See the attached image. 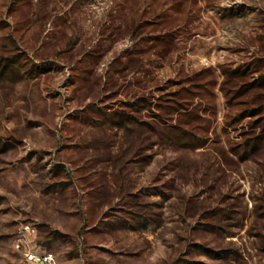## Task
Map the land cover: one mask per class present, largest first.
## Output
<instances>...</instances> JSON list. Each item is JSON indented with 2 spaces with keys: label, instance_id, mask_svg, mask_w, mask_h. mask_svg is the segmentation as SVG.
Segmentation results:
<instances>
[{
  "label": "rangeland",
  "instance_id": "rangeland-1",
  "mask_svg": "<svg viewBox=\"0 0 264 264\" xmlns=\"http://www.w3.org/2000/svg\"><path fill=\"white\" fill-rule=\"evenodd\" d=\"M263 76L264 0H0V264H264Z\"/></svg>",
  "mask_w": 264,
  "mask_h": 264
},
{
  "label": "trees",
  "instance_id": "trees-1",
  "mask_svg": "<svg viewBox=\"0 0 264 264\" xmlns=\"http://www.w3.org/2000/svg\"><path fill=\"white\" fill-rule=\"evenodd\" d=\"M160 37H158L156 40H160ZM126 67V66H125ZM125 70V68H124ZM241 70H235L232 71L229 77V79H227V81H231V79H233L235 76H238L240 74ZM226 84V83H225ZM260 88H264V76L261 79L260 84L257 85ZM152 102L150 101V99L148 98H138L137 101H135L132 104H128L126 105V107L131 108L132 110H134L135 112H142L144 109H149L151 110V106H152ZM261 106H259L258 108L248 111L246 112V114H249L251 117L253 115H256L258 113L261 112ZM246 114H244V117H246ZM121 117V121L125 122L126 125L130 124V123H134L133 120H136L134 117H132L131 115H127L125 113H122ZM189 118H199V115H190ZM156 120V118H155ZM156 122L161 126V127H166V121L162 119V117H158ZM137 123V122H136ZM138 124V123H137ZM144 124L142 126H145L147 129L150 130V132H155V130L157 131V128L154 125H151L149 123H141ZM264 129V126H263ZM128 131V130H127ZM175 132L177 135H174V139L176 142H178V144L182 147H187V148H197V145H195L194 143H192V138L191 135H189V133L181 128L178 127L175 129ZM263 140V135H260L258 137H256L254 139V144L252 145V152H257L259 145L262 143ZM56 236H60L59 234H56ZM61 238V237H60ZM52 242H56L57 238H54L53 240H51Z\"/></svg>",
  "mask_w": 264,
  "mask_h": 264
},
{
  "label": "built area",
  "instance_id": "built-area-1",
  "mask_svg": "<svg viewBox=\"0 0 264 264\" xmlns=\"http://www.w3.org/2000/svg\"><path fill=\"white\" fill-rule=\"evenodd\" d=\"M24 264H57L55 257L51 253H27Z\"/></svg>",
  "mask_w": 264,
  "mask_h": 264
}]
</instances>
